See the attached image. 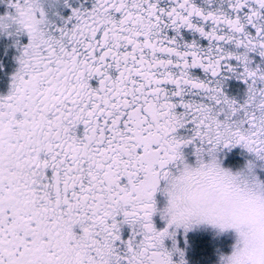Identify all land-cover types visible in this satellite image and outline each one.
<instances>
[{"label":"snow or ice","instance_id":"6c2138e0","mask_svg":"<svg viewBox=\"0 0 264 264\" xmlns=\"http://www.w3.org/2000/svg\"><path fill=\"white\" fill-rule=\"evenodd\" d=\"M0 264H264V0H0Z\"/></svg>","mask_w":264,"mask_h":264}]
</instances>
